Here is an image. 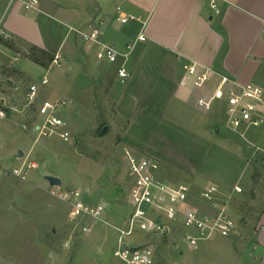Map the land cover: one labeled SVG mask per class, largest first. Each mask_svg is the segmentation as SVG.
I'll return each instance as SVG.
<instances>
[{"label": "crops", "instance_id": "0c3cea01", "mask_svg": "<svg viewBox=\"0 0 264 264\" xmlns=\"http://www.w3.org/2000/svg\"><path fill=\"white\" fill-rule=\"evenodd\" d=\"M213 1L218 4L219 14L212 7ZM118 7L137 20L122 23ZM24 8L20 1L0 0V19L13 36L9 41L13 48L0 42L1 95L5 97L8 88L16 87L24 78L40 81L48 77L49 70L28 55L14 69L10 68L14 51L37 47L54 56L59 53L64 70L52 79L48 77L52 82L50 91L77 94V101L72 96L73 103L84 107L81 95L104 83L103 90L113 98L118 116L127 122L124 143L137 155H149L158 175L167 170L169 177L161 175L162 180L188 185L192 191L200 188L199 192L212 184L226 191L236 185L243 188V193L252 191L253 168L244 150L238 142L225 139L219 118L209 115L212 109L201 107L199 100H209L221 76L226 75L260 89L258 115L264 119V0H39L29 15L24 14ZM45 17L68 28L57 47L44 37ZM92 20L103 22L106 43L128 53L117 61L120 66L114 78L104 61L97 59L99 45L85 42L73 33L72 29H86ZM142 34L145 40L139 39ZM128 44H134L131 52ZM190 63L198 66L195 76L185 69ZM124 64L130 74L126 80L119 76ZM207 68L215 74L200 85L197 76ZM42 86L39 91L44 89ZM223 103L227 111L223 99H216L213 106ZM17 104L12 102L5 107V119L13 117L11 110ZM5 119H0V135ZM218 126L222 127L212 128ZM184 141L191 151L195 150V159L185 157L181 150ZM250 142L264 148V131ZM201 204L204 211H213L209 204ZM240 235L239 228L231 237H217L202 247L208 250L213 240L223 238L241 242L243 250L252 238L247 260L249 264H264V211L253 234L247 240ZM239 264L246 263L242 260Z\"/></svg>", "mask_w": 264, "mask_h": 264}, {"label": "rangeland", "instance_id": "374dc122", "mask_svg": "<svg viewBox=\"0 0 264 264\" xmlns=\"http://www.w3.org/2000/svg\"><path fill=\"white\" fill-rule=\"evenodd\" d=\"M24 14L29 15L30 10L24 8ZM67 31L64 25L46 18L44 37L52 46L57 47ZM73 33L77 34L75 31ZM105 62L103 65L110 68L111 76H118L119 62L109 65ZM64 65L62 62L60 67H52L48 77L52 79L61 73ZM33 83L38 84L39 80L24 78L16 87L8 88L9 93L5 97L2 95L8 106L12 102L18 104L11 110L13 117L3 120L5 126L0 135L1 153L11 163L22 149L25 156L37 161L41 168L32 171L26 181L11 176L0 181V264H119L114 256L118 239L115 226L126 228L132 212L129 200L132 179L126 158V152L130 149L127 142L123 141L127 122L118 116L113 98L103 90L104 83L81 95L84 107L73 103L72 96L76 100L77 94L52 93V82L42 86L44 89L39 91L36 102L31 104L27 93ZM47 98L68 102L61 113L71 132L68 141L56 135L41 133L35 128L40 121L38 107ZM225 110L224 103L212 107L209 115L219 118L223 126L212 128L217 130L222 127L220 130L225 139L238 142L236 144L244 150L253 168L252 191L238 194L231 205L234 218L241 222L239 238L247 240L264 211V165L262 157L254 155L250 142L262 136L264 123L246 130L243 128L249 143L224 127ZM105 125H109L111 130L108 135L101 136ZM182 145L185 157L195 159V150H190L188 142L184 141ZM137 157L150 156L140 152ZM164 171L162 177H169L167 170ZM46 175L60 177L63 184L51 186L45 179ZM75 188L88 191L84 197L92 203L101 202L106 206L109 225L100 226L89 234L82 233L84 222H72L69 217L70 205L54 194ZM198 190L200 188H193L194 193H199ZM201 203L190 198L184 206L201 208ZM220 239L222 241L213 240L214 244H210L208 250L202 247L207 242L201 243L199 248H189L182 241L180 231L173 227L160 235L137 230L131 241L152 246L155 250L152 264H239L242 260L249 264L247 259L252 238L246 242L249 248L245 246L243 250L241 242Z\"/></svg>", "mask_w": 264, "mask_h": 264}, {"label": "built area", "instance_id": "2783aa9c", "mask_svg": "<svg viewBox=\"0 0 264 264\" xmlns=\"http://www.w3.org/2000/svg\"><path fill=\"white\" fill-rule=\"evenodd\" d=\"M17 1L22 2L27 10L36 9L39 3V0ZM212 7L219 14L220 10L215 1H213ZM118 11L121 14L122 23L137 20V17L133 15L123 14L120 7H118ZM87 28L73 30L84 41L99 45L97 53L99 61L114 63L119 61L122 56H128V53H123L115 45L103 40L104 25L102 21L92 20ZM139 39L145 40L146 37L142 34ZM0 40H13V36L5 29L3 18L0 19ZM133 48L134 44H128V51L131 52ZM29 53V50L14 51L10 56L8 66L14 69ZM62 60V55L56 54L48 70L54 66L60 67ZM185 69L189 75L195 76L198 66L196 63H190L185 65ZM214 74L213 70L204 69L197 76L198 84L204 85ZM129 75L126 65H122L119 69V76L125 80ZM48 83L49 79L45 76L38 84L33 83L29 87L27 97L31 104L37 100L39 85H47ZM260 93L259 88L245 86L235 78L222 75L220 84L213 96L209 100L201 98L199 105L206 110H211L216 99H223L227 104L225 123L227 128L247 140L243 128L246 130L250 126H260L264 123V119L258 115ZM67 104L66 100L43 101L38 107L40 121L35 125V128L41 133L56 135L68 141L71 132L67 121L61 116ZM7 106L0 94V119L7 118V110L5 109ZM247 141L249 142V140ZM251 145L254 148V155L261 156L264 165V148L253 143ZM137 156L130 150L126 152L132 179L129 192L132 212L129 225L126 228L115 226L118 239L114 256L119 264L153 263L155 250L152 246L143 242L131 241L137 230H143L150 235H160L166 234L173 227L177 228L180 231L182 241L193 249L199 248L201 243L217 237H231L239 230L241 222L234 218L231 205L235 195L244 192L241 186L236 185L234 189L226 191L219 185L212 184L199 193H194L188 185L172 184L162 180L149 158ZM40 168V164L28 156L13 159L11 163H8V159L0 151V181L7 176L26 181L32 171ZM85 192L88 191L75 188L65 189L58 193L54 192V194L70 205L69 217L71 221L74 223L84 222L82 233L89 234L100 226L109 225V221L106 206L101 202L92 203L84 197ZM190 198L209 204L213 211H204L197 206L185 207L184 205L188 203Z\"/></svg>", "mask_w": 264, "mask_h": 264}, {"label": "trees", "instance_id": "16d2710c", "mask_svg": "<svg viewBox=\"0 0 264 264\" xmlns=\"http://www.w3.org/2000/svg\"><path fill=\"white\" fill-rule=\"evenodd\" d=\"M0 42L5 44L6 46L13 48V44H11V42L9 41L0 40ZM29 52L30 53L28 56L30 59L47 69L49 68L50 64L54 59V55H52L50 52L38 49L37 47L30 48Z\"/></svg>", "mask_w": 264, "mask_h": 264}, {"label": "water", "instance_id": "95a60500", "mask_svg": "<svg viewBox=\"0 0 264 264\" xmlns=\"http://www.w3.org/2000/svg\"><path fill=\"white\" fill-rule=\"evenodd\" d=\"M110 130H111V127L109 125H105L103 127V129L101 130L100 135L101 136H106V135L109 134ZM0 132H1V126H0ZM23 157H25V152L22 149H20L18 151V154H17L16 158L17 159H21ZM45 179L47 181H49L51 186H61L63 184V180L60 177H58V176L46 175ZM159 220H161V219H159Z\"/></svg>", "mask_w": 264, "mask_h": 264}]
</instances>
